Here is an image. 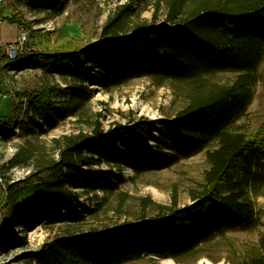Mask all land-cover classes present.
I'll return each instance as SVG.
<instances>
[{"label": "trees", "instance_id": "1", "mask_svg": "<svg viewBox=\"0 0 264 264\" xmlns=\"http://www.w3.org/2000/svg\"><path fill=\"white\" fill-rule=\"evenodd\" d=\"M167 7L166 23H138L128 28L117 16L109 20L95 44L65 42L52 47L50 39L42 50L16 59L0 57V72L42 69L75 84L68 87L70 98L64 103L53 100L61 89L25 96L27 118L32 121L33 113L51 126L57 123L53 110L59 113L62 107L69 113L91 99L83 85L95 74L102 77L107 91L142 77L188 86V105L162 123L153 151L147 149L148 121L108 132L99 126L91 136L67 138L58 160L44 163L41 171L50 173L52 180L45 181L37 173L8 184L0 207L4 236L13 238L16 225L28 226L31 221L50 225L64 220L82 222L84 208L75 190L101 188L84 177L86 167L106 164L121 170L131 156L142 151L145 155L133 167L137 174L204 151L210 166L202 190L191 194V205L180 207L175 196L170 207L153 217L142 214L133 222L101 230L69 232L32 253L31 261L128 264L151 256L180 262L228 230L255 222L258 212L253 198L264 196V129L249 136L235 124L254 100L256 72L264 60V0H167ZM29 8L41 14L54 10L55 5L51 0H33ZM5 22L21 27L14 18ZM220 72L239 76L229 85L211 82L210 77ZM18 125L13 121L9 126ZM4 129L0 125V132ZM213 143L217 146L210 150ZM30 159L32 154L20 149L10 164L17 167ZM110 175L109 186L123 178L120 173ZM242 264H264V257H252Z\"/></svg>", "mask_w": 264, "mask_h": 264}, {"label": "rangeland", "instance_id": "2", "mask_svg": "<svg viewBox=\"0 0 264 264\" xmlns=\"http://www.w3.org/2000/svg\"><path fill=\"white\" fill-rule=\"evenodd\" d=\"M33 0H0V57L10 58L9 47L19 40V29L29 31L30 40L24 52L27 54L44 49L51 39V46L57 43H74L84 46L102 39V31L110 19L119 17L128 28L140 23H166L167 0H51L55 9L34 14L29 8ZM63 6L66 9L60 14ZM16 19L18 27H12L5 19ZM239 73L220 72L210 81L215 84H232ZM84 84L91 93V99L80 108L66 113L52 111L57 123L54 126L31 113L30 121L25 112L29 103L25 96L39 91L61 89L53 100L64 103L69 100L68 87L75 84L64 76L39 70L0 72V125L6 129L0 132V207L7 197V185L22 181L32 174L50 181V173L41 171L44 163L58 160L60 149L67 138L79 140V136H91L97 127L105 132L117 126L130 128L134 124L148 121L149 151L155 149L154 139L164 121L175 117L188 105V86L170 80L137 78L120 87L107 91L103 79L95 74ZM81 87V85H79ZM255 96L243 118L235 128L249 136L264 129V60L256 72ZM17 121L18 126H9ZM38 122L42 126H37ZM29 127V129H25ZM213 143L210 150L216 148ZM23 149L32 154V159L12 167L10 160ZM145 152L135 154L121 170L106 164L85 168L86 179L97 182L96 192L75 190L84 208L85 219L79 223L64 222L50 225L47 222H29L28 226L14 227L13 238L4 236L3 214L0 210V264H37L30 255L39 252L57 237L73 231H93L133 222L142 214L153 217L172 205L175 196L179 206L192 204L191 194L202 190L205 176L210 169L207 151L189 158L170 159L156 166L153 171L137 174L134 165L139 163ZM41 171V172H40ZM110 172L123 175L113 180ZM41 173V174H40ZM104 185L106 186L104 188ZM257 218L250 226L228 230L224 236L201 246L197 252L180 262L171 258L145 257L128 264H242L252 257H264V196L253 198ZM15 239L18 243L10 240Z\"/></svg>", "mask_w": 264, "mask_h": 264}, {"label": "built area", "instance_id": "3", "mask_svg": "<svg viewBox=\"0 0 264 264\" xmlns=\"http://www.w3.org/2000/svg\"><path fill=\"white\" fill-rule=\"evenodd\" d=\"M29 40H30L29 31L27 29H25L24 27H21L19 29V40L17 41V43H15L9 47L10 58L16 59L18 56V52H20V53L24 52L25 47L29 43Z\"/></svg>", "mask_w": 264, "mask_h": 264}, {"label": "crops", "instance_id": "4", "mask_svg": "<svg viewBox=\"0 0 264 264\" xmlns=\"http://www.w3.org/2000/svg\"><path fill=\"white\" fill-rule=\"evenodd\" d=\"M10 26H12V27H18V26H14V25H10ZM2 42H3V39L1 38L0 39V44H2Z\"/></svg>", "mask_w": 264, "mask_h": 264}]
</instances>
